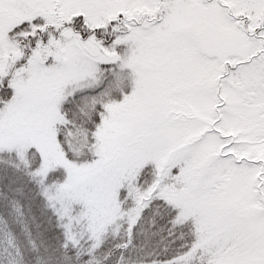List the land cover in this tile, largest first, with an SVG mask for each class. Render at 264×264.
<instances>
[{
  "label": "snow or ice",
  "instance_id": "6c2138e0",
  "mask_svg": "<svg viewBox=\"0 0 264 264\" xmlns=\"http://www.w3.org/2000/svg\"><path fill=\"white\" fill-rule=\"evenodd\" d=\"M0 264H264V0H0Z\"/></svg>",
  "mask_w": 264,
  "mask_h": 264
}]
</instances>
